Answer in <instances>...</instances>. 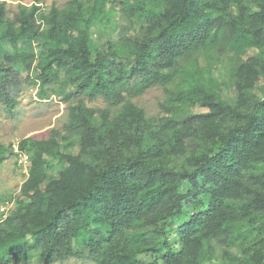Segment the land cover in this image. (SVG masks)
Here are the masks:
<instances>
[{
  "label": "trees",
  "instance_id": "16d2710c",
  "mask_svg": "<svg viewBox=\"0 0 264 264\" xmlns=\"http://www.w3.org/2000/svg\"><path fill=\"white\" fill-rule=\"evenodd\" d=\"M25 74L69 112L49 138L18 143L36 166L0 218V264H264V0H69L12 15L0 1L8 112ZM153 87L165 97L149 117L129 97ZM13 154L0 143V165Z\"/></svg>",
  "mask_w": 264,
  "mask_h": 264
},
{
  "label": "rangeland",
  "instance_id": "374dc122",
  "mask_svg": "<svg viewBox=\"0 0 264 264\" xmlns=\"http://www.w3.org/2000/svg\"><path fill=\"white\" fill-rule=\"evenodd\" d=\"M6 3L9 10V15L17 9L19 3L32 5L40 4L43 10H50L53 6L56 8H64L69 0H0ZM219 50V49H218ZM220 51V50H219ZM228 56L230 54H227ZM219 69L226 67V59L224 57L217 58ZM228 60V59H227ZM191 70V66H187ZM36 76L33 69L30 72ZM23 85L17 94L18 104L13 112H8L4 105L0 104V143L5 145L12 144L14 154L0 165V200L6 198L5 203L0 201V218L7 215L9 210L15 208V198L19 195L23 183L29 176L31 168L36 166V161L27 159V155L18 149V143L28 137L36 139H47L51 135L53 129H61L67 121L69 107L68 103L62 98L51 95L48 99H41L37 92L39 85L35 84L23 75ZM227 80L228 90L225 92L226 99H231L234 95V84ZM255 92L259 93L261 87H264V76H259L255 80ZM165 94L161 87H153L146 90L144 93L129 97L134 103L142 107L147 116L152 117L159 114V104L164 100ZM84 100L89 107H105L108 104L98 97L95 100H90L84 96ZM224 108V101L218 102L216 110L218 112L217 119L219 123L224 120L221 116V111ZM63 190H69V184H63ZM30 264H41L36 259H33ZM53 264H95L92 261L78 258H70L65 262H56Z\"/></svg>",
  "mask_w": 264,
  "mask_h": 264
},
{
  "label": "built area",
  "instance_id": "2783aa9c",
  "mask_svg": "<svg viewBox=\"0 0 264 264\" xmlns=\"http://www.w3.org/2000/svg\"><path fill=\"white\" fill-rule=\"evenodd\" d=\"M27 159H28V157H27Z\"/></svg>",
  "mask_w": 264,
  "mask_h": 264
}]
</instances>
